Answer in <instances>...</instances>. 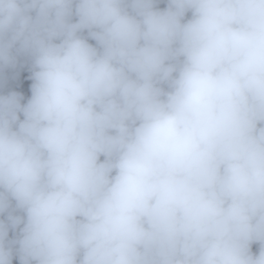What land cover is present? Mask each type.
I'll return each mask as SVG.
<instances>
[{"label":"clouds","instance_id":"obj_1","mask_svg":"<svg viewBox=\"0 0 264 264\" xmlns=\"http://www.w3.org/2000/svg\"><path fill=\"white\" fill-rule=\"evenodd\" d=\"M14 260L264 264V0H0Z\"/></svg>","mask_w":264,"mask_h":264},{"label":"water","instance_id":"obj_2","mask_svg":"<svg viewBox=\"0 0 264 264\" xmlns=\"http://www.w3.org/2000/svg\"><path fill=\"white\" fill-rule=\"evenodd\" d=\"M164 4H161L160 7H164ZM19 77L16 80H12L11 76L12 73L10 70H6L5 75L9 77L8 80V85L4 89L5 91L7 90H16V91H21L24 92L25 95H30L28 92V85L30 84V81L27 80V76L29 75L27 68H21L19 69ZM258 249L257 245H253V251H256ZM13 264H18V260H14Z\"/></svg>","mask_w":264,"mask_h":264}]
</instances>
